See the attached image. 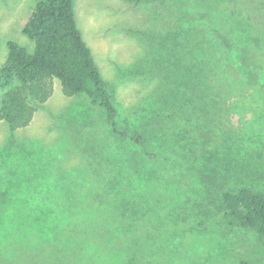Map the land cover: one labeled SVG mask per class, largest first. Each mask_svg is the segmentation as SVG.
<instances>
[{
  "label": "rangeland",
  "instance_id": "rangeland-1",
  "mask_svg": "<svg viewBox=\"0 0 264 264\" xmlns=\"http://www.w3.org/2000/svg\"><path fill=\"white\" fill-rule=\"evenodd\" d=\"M38 1L0 0V66L11 40L33 52L34 41L23 28ZM194 1L217 13L239 16L235 33L246 23L252 31L249 18H255L259 22L258 32L253 33L256 44L259 41L255 49L258 56L264 53V0ZM75 13L102 76L116 86L120 123L136 126L156 119L158 139L154 140L159 148L188 166L194 156L210 162L224 146L230 157L224 166L230 161V170L222 169L209 179L204 173L203 183L194 186L179 169L162 174L155 168L151 196L138 194L137 203H127L119 192L109 189L105 179L127 172L111 161L114 144L100 110L82 95L66 96L56 78L53 95L29 126L11 131L0 120V168L12 182L0 190V197L8 202L27 198L30 202L16 207L34 213L52 210L55 215L47 231L36 232L25 221L15 224L5 241L8 251L0 253V264H239L242 259L264 264V235L229 225L216 215L223 192L247 186L264 190V117L254 121L256 111L237 113L223 107L218 115L222 116L209 128L221 133L223 141L218 144L210 137L205 138V148L200 144V149H183L180 130L189 129L192 135L184 134L182 139L198 137L206 143L199 134L201 128L171 113L178 103H173L176 94L159 91L163 76L145 73L140 64L160 31L168 29L184 37L193 25L204 23L174 11L164 0H75ZM165 132L169 135L164 136ZM231 145L237 146L235 156ZM120 153L114 155L116 159ZM144 161L140 166L148 163Z\"/></svg>",
  "mask_w": 264,
  "mask_h": 264
},
{
  "label": "trees",
  "instance_id": "trees-1",
  "mask_svg": "<svg viewBox=\"0 0 264 264\" xmlns=\"http://www.w3.org/2000/svg\"><path fill=\"white\" fill-rule=\"evenodd\" d=\"M164 1L174 11L187 14L190 20L202 21L204 24L193 25V29L184 37L174 34L172 30L160 31L157 42L148 45L140 64L145 73L163 76L159 91L176 94L173 103L175 100L178 103L173 104L171 113L199 126V134L204 141L205 138L213 137L220 144L223 141L221 133L218 135L209 128L216 117L222 116L218 115L223 107L233 108L237 113L256 111L252 119L254 121L264 117V53L258 56L259 49L255 48H259V41L256 44L254 38L259 22L249 18L252 31L246 23L244 29L242 27L235 33V27L240 24L236 14L217 13L194 0ZM179 28H182L181 24ZM23 33L34 41L33 52L11 40L8 42L7 59L0 66V91H3L0 120L6 121L11 131L31 124L37 110L53 95L57 78L66 96L82 95L91 106L100 110L101 120L107 126L114 144L115 154L112 151L111 161L115 165H123L127 172L123 177L108 175L105 179L109 189L114 193L119 192V196L127 203H137L138 194L151 196L155 182L152 172L155 168L162 174L179 169L183 175H189L194 186L203 183L201 178L209 179L215 172L230 170V161L228 167L224 166L225 158H230L224 146L213 153L214 158L210 162L205 161L204 156H194L188 166L186 161L172 152L159 148L154 140L158 139L155 135L158 125L156 119L136 126L130 122L125 125L120 123L115 105L116 86L102 76L91 49L80 33L75 0H39ZM179 110L188 112L182 114ZM180 132L179 144L183 149L190 151L194 146L200 149V144H208L198 137L193 140L182 139L184 134L192 137L189 129L184 128ZM163 135L169 134L165 132ZM118 144L121 145L119 151ZM231 147V155L235 156L234 149L237 146ZM120 151L121 156L116 159L114 155L118 156ZM227 151L231 152L229 148ZM200 158H203L202 161ZM144 159L148 163L140 166ZM125 166L133 169L134 174L129 173ZM10 179L0 168V190H5V186L12 183ZM157 186L161 184L157 183ZM22 194L27 193L24 190ZM7 199L0 197V253L8 251L5 241L9 239L15 224L20 225L25 221L36 232L47 231L55 216L52 210L34 213L28 212L30 209L16 207L23 202H30L27 198H14L9 202ZM4 202L9 205L4 206ZM11 203L16 204L15 207ZM216 215L229 225L250 228L264 235V190L247 186L237 191L223 192ZM13 248L15 250V246ZM239 264L257 263L242 259Z\"/></svg>",
  "mask_w": 264,
  "mask_h": 264
}]
</instances>
